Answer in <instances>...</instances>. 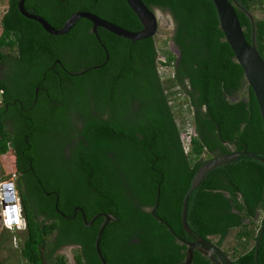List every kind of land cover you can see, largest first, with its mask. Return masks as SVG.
<instances>
[{
	"label": "trees",
	"instance_id": "1",
	"mask_svg": "<svg viewBox=\"0 0 264 264\" xmlns=\"http://www.w3.org/2000/svg\"><path fill=\"white\" fill-rule=\"evenodd\" d=\"M18 1L8 0L0 20V113L8 105L18 113L22 130L36 124L29 140L39 156L33 166L44 189L19 182L27 222L20 255L27 264H68L67 256L58 251L71 245L78 247L76 264H102L95 242L104 217L91 226L83 217L90 222L99 213L114 217L100 240L108 264L182 263L187 246L176 242L169 227L185 241L217 239L220 247L232 230H238L232 263L264 264V162L240 155L210 170L192 189L207 160L245 150L264 153L259 106L224 40L215 4L143 0L150 9L169 11L175 22L172 41L180 59L168 45L162 53L177 62L175 82L185 88L194 109L196 136L186 155L157 73L155 37L132 42L98 28V39L87 19H80L65 35H51L19 12ZM230 1L237 4L247 41H254L264 58V18L254 17L252 24L248 16L264 3ZM25 8L56 29L77 11L131 31L143 28L126 0H25ZM102 45L107 63L73 75L104 63ZM9 61L15 67L3 79L2 67ZM61 90L65 105L60 109L55 102L62 99ZM132 100L139 102L137 111L128 109ZM28 114L33 122L23 117ZM75 115L81 127H73ZM8 141L21 170L24 138L13 140L0 120V155L7 153ZM67 144L69 151L64 152ZM158 196L156 213L168 226L146 210L156 205ZM186 196L191 233L182 224ZM77 207L82 212L71 218ZM192 264L215 263L195 250Z\"/></svg>",
	"mask_w": 264,
	"mask_h": 264
},
{
	"label": "water",
	"instance_id": "2",
	"mask_svg": "<svg viewBox=\"0 0 264 264\" xmlns=\"http://www.w3.org/2000/svg\"><path fill=\"white\" fill-rule=\"evenodd\" d=\"M216 7L218 17H219V26L224 34V40L230 45L236 61L239 63L244 72V78L253 90L255 98L257 100V104L259 106L262 122H263V130H264V58L259 53L255 42H248L244 29L239 21L237 12H236V3H232L230 0H211ZM127 4L131 8V10L135 13V15L139 18L142 23L143 28L139 31H131L126 28H123L117 24H114L110 21H107L100 16L87 12V11H77L74 12L68 20L64 23V25L56 29L53 27L47 20L43 17L29 12L25 8V0L18 1V9L19 12L26 18L34 20L38 22L45 31H47L51 35L61 36L70 32L77 22L80 19H87L92 23V31L99 39L98 36V28L106 29L107 31L115 34L118 37L130 40L132 42L145 40L148 38H154L160 30V21L156 10L150 9L143 0H126ZM249 18L251 19L252 24H254V16L252 13H248ZM103 49L106 51L104 45ZM177 55V60L180 59L179 51L175 53ZM108 61V54L106 51V59L103 64L88 68L80 73H76L73 75L79 76L83 75L87 71L92 68H100ZM57 63H60V60H57ZM240 155H246L248 157L256 158L264 162V153L262 155H258L254 152L242 151V152H232L227 155H222L219 157H214L210 160H207L205 164L199 169L197 172L193 183L192 189L196 188L203 177L213 168L222 165L224 163H229L231 160L236 159ZM11 187V186H10ZM9 190V189H8ZM159 196L157 197V203L153 208H147L148 212H151L152 216L158 219L161 223L168 226V224L160 219L156 213L158 206ZM78 211L82 212V209L77 207L75 209L74 215L71 218H74ZM186 213H187V196L185 197L183 203L182 210V224L184 229L191 233V229L186 222ZM64 216V215H63ZM85 224L87 226H91L93 222L98 217H104V222L101 224L95 246L98 253V256L102 262V264H108L102 255L100 249V240L104 228L109 222L114 220V217L109 214L99 213L95 215L90 222L87 221L85 215H83ZM68 218V217H67ZM169 230L176 238V242L181 245L187 246V254L186 258L182 263L178 264H192L194 259V251L200 250L204 256L209 258L215 264H233L230 256L223 250L222 247L218 246L215 242L209 241L203 238H197L193 241H185L180 238L173 230L169 227ZM67 256V255H66ZM68 257V256H67ZM71 264L74 263L73 257H69ZM73 261V262H72Z\"/></svg>",
	"mask_w": 264,
	"mask_h": 264
},
{
	"label": "built area",
	"instance_id": "3",
	"mask_svg": "<svg viewBox=\"0 0 264 264\" xmlns=\"http://www.w3.org/2000/svg\"><path fill=\"white\" fill-rule=\"evenodd\" d=\"M175 60H168L167 57L159 50L156 69L164 85V94L167 102L176 116L177 127L186 155L192 152L193 138L196 136L193 124L194 109L190 104L188 94L181 84L175 82L176 78ZM3 90H0V104L2 101ZM11 186L12 201H8L6 187ZM9 189V188H7ZM2 196H0V205L2 206L3 227L8 230H26L27 222L18 192L15 190L13 182L2 183ZM6 193V194H5ZM10 209V212H9ZM15 213V216H14ZM263 213L260 215V221Z\"/></svg>",
	"mask_w": 264,
	"mask_h": 264
},
{
	"label": "flooded vegetation",
	"instance_id": "4",
	"mask_svg": "<svg viewBox=\"0 0 264 264\" xmlns=\"http://www.w3.org/2000/svg\"><path fill=\"white\" fill-rule=\"evenodd\" d=\"M7 9H8V6H7ZM157 9H160V8H154L153 10H157ZM167 12H169V11H167ZM169 14L171 16V22L173 24V30H172L171 35L168 37V40L171 41L170 48H171L172 52L177 53L179 50L174 45V43L172 41V38L174 37L175 32H176V26H175V22H174V19L172 17V14L170 12H169ZM58 64L63 66L61 61ZM14 67H15V64L13 61H9L8 63L4 64L2 67V71H1L2 78L8 79L9 78L8 76H10ZM61 82H62V80H60V83ZM38 91H39V88L36 89V95L38 94ZM58 93H59L58 95L61 96L63 101L61 99L59 103L55 102V104H56V106H58L61 109V107H63V105H65V102H64L65 92H64V90H61ZM47 97L49 98L50 94H48ZM89 102H91V101H89ZM88 104H89V108L95 113L96 110L93 106V103H88ZM60 105H61V107H60ZM123 107H124V104L122 103L118 109H122ZM138 108H139V102L137 100H132L128 104L129 111H131V110L137 111ZM0 110H1V108H0ZM22 110L26 112L25 109H22ZM23 117H25V119H29L30 121L33 122L34 118L32 116H30L29 114L23 115ZM130 117L132 118V113H131ZM104 118H108V113L104 114ZM0 120H2V122L4 123L6 130L8 131L9 136L13 140L18 139V137H20V136L22 138H24V145H21V147L23 149L21 152L22 155L20 157V163H21V167H22L21 170H18V168H17V162H18L17 152H16L15 148L12 146V141H8V151L7 152L11 151L13 158H14V171H15V176H16V180H14L15 190L19 194V182H22L24 185L30 184L37 189H44L43 188V186H44L43 178H41V176H39V174L37 172V167L33 166V163H36L34 160H37L39 156L37 155L36 149L35 148L33 149L32 145L30 143V140H29V136L32 135V130H33V128L34 129L36 128V126H35L36 124L35 123L30 124L29 128L27 130H22L21 126L19 125L22 122L20 121V117H19L18 113L16 112V110H14V108H12V110H9L8 105L5 109V111H2L0 113ZM71 122L73 123V127H81L82 126V123L80 122V120L77 118L76 115L72 116ZM24 131H26V132H24ZM50 150L51 149H47L46 151L49 152ZM65 151L66 152L69 151V144L66 145L64 152ZM47 195H49V194H47ZM57 235H58L57 233L53 234L52 238L53 239L56 238ZM69 247L76 248V250L78 248L75 245H71ZM61 250H62V248L58 251L59 254H61L60 253Z\"/></svg>",
	"mask_w": 264,
	"mask_h": 264
},
{
	"label": "rangeland",
	"instance_id": "5",
	"mask_svg": "<svg viewBox=\"0 0 264 264\" xmlns=\"http://www.w3.org/2000/svg\"><path fill=\"white\" fill-rule=\"evenodd\" d=\"M264 3V0H261ZM264 5V4H263ZM253 11V16L257 18H264V8ZM8 0H0V20L7 10ZM157 14L160 21L159 33L155 36L158 49L161 51L166 45L171 46V41L168 37L173 30V24L171 22V16L169 12L157 9ZM16 180L14 171V158L11 151L6 154L0 155V196H2L1 187L2 183L13 182ZM20 197V195H19ZM10 212V209H9ZM261 215V214H260ZM2 206L0 205V264H27V262L21 257L20 249L25 239L26 230H8L3 227L2 220ZM15 216V215H14ZM258 224V223H257ZM238 230H232L227 238L223 241L222 248L231 257L233 248L237 246L236 234ZM217 239H213L216 242ZM242 251V250H241ZM61 254L67 255L68 264H71L70 258L73 257L75 261L76 248L66 246L60 251ZM73 262V261H72Z\"/></svg>",
	"mask_w": 264,
	"mask_h": 264
},
{
	"label": "bare ground",
	"instance_id": "6",
	"mask_svg": "<svg viewBox=\"0 0 264 264\" xmlns=\"http://www.w3.org/2000/svg\"><path fill=\"white\" fill-rule=\"evenodd\" d=\"M7 188H9V190L7 189ZM11 187L9 186V187H6V193H7V197H8V201H12L11 199H12V192H11V189H10ZM5 193V194H6ZM14 215H15V213H14Z\"/></svg>",
	"mask_w": 264,
	"mask_h": 264
}]
</instances>
